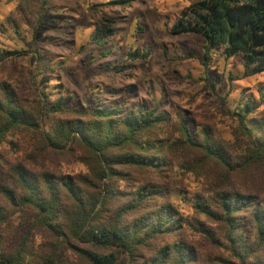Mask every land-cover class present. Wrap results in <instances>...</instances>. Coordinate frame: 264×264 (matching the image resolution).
<instances>
[{"label": "trees", "instance_id": "1", "mask_svg": "<svg viewBox=\"0 0 264 264\" xmlns=\"http://www.w3.org/2000/svg\"><path fill=\"white\" fill-rule=\"evenodd\" d=\"M27 1L42 11L58 0ZM100 1L90 10L125 9L140 0ZM186 1L187 18L172 35L201 34L205 57L224 50L245 60L247 76L264 73V0ZM116 23L101 17L93 31L97 46L117 34ZM25 53L1 51L0 62ZM131 56L147 59L137 51ZM256 103L241 97L230 141L159 105L82 108L64 88L42 90L29 102L0 83V147L15 132H30L52 154L85 151L90 169L74 176L11 166L5 179L12 185L0 186V264H70L69 255L82 264H204L196 235L222 253L213 263L264 264V117L256 116ZM182 170L200 180L190 217L170 198ZM39 235L46 249L37 245Z\"/></svg>", "mask_w": 264, "mask_h": 264}, {"label": "rangeland", "instance_id": "2", "mask_svg": "<svg viewBox=\"0 0 264 264\" xmlns=\"http://www.w3.org/2000/svg\"><path fill=\"white\" fill-rule=\"evenodd\" d=\"M99 3L58 0L45 10L34 11L27 0H0V52H28L0 62V83L9 84L29 102L36 101L42 90L64 88L82 108L95 102L126 109L159 105L168 114L188 116L195 129L211 128L216 137L230 141H235L238 127L232 112L241 97L261 103L256 116L264 117V73L247 76L245 60L229 58L224 50L205 57L207 44L201 34L172 35L175 24L187 18L184 11L189 2L140 0L130 8H105L99 14L90 10ZM102 16L117 20V34L104 48L93 41ZM191 19L193 23L197 20L193 15ZM136 51L147 59H134L131 54ZM103 52L109 53L107 57ZM51 68L57 74L50 73ZM51 75L50 83L45 81ZM86 159L85 151L77 147L72 154L59 156L50 153L33 133L15 132L0 147V186L12 185L5 179L12 165L76 176L90 173ZM184 172L173 180L170 198L190 217L193 197L201 186L195 174L182 175ZM16 220L15 216L13 223ZM193 240L202 262L216 264L210 258L222 253L202 236ZM45 241L37 236L42 249H46ZM69 261L82 264L75 255H69Z\"/></svg>", "mask_w": 264, "mask_h": 264}]
</instances>
